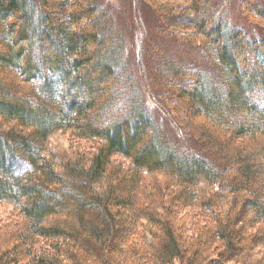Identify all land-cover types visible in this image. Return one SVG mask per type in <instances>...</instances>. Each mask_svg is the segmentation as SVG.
<instances>
[{
    "label": "trees",
    "instance_id": "16d2710c",
    "mask_svg": "<svg viewBox=\"0 0 264 264\" xmlns=\"http://www.w3.org/2000/svg\"><path fill=\"white\" fill-rule=\"evenodd\" d=\"M156 13L216 70L151 47L138 71L205 156L181 154L145 109L102 0H0V202L18 210L0 264H256L264 252V0ZM60 130L89 152L53 157Z\"/></svg>",
    "mask_w": 264,
    "mask_h": 264
},
{
    "label": "rangeland",
    "instance_id": "374dc122",
    "mask_svg": "<svg viewBox=\"0 0 264 264\" xmlns=\"http://www.w3.org/2000/svg\"><path fill=\"white\" fill-rule=\"evenodd\" d=\"M184 0H154L146 2L143 0H102L109 14L112 16L117 35L124 43L125 59L130 60L137 71V83L148 84V76L143 73L139 74V68L142 66L148 54V49L151 47H158L166 54L172 55L179 59L183 64L199 68L205 73L207 78H215L216 70L202 56H192L185 51L178 43L160 32L163 30L161 21L157 11V3L163 2H177L182 3ZM227 17L236 25L245 28L250 33L257 31L251 25H248L241 17H238L234 11V15H227ZM167 37V38H166ZM157 48V49H158ZM158 49V51H159ZM150 51V49H149ZM146 54V55H145ZM150 61V60H149ZM120 73V71H117ZM127 77H132V73L128 72ZM128 79V78H127ZM124 81L125 76H124ZM142 86V85H141ZM141 96L145 109L148 110L150 116L158 122L162 129L167 132L171 143L180 148L181 154L190 157L191 154L205 156V153L193 142L183 137L170 111L158 100H156L151 93L147 92L142 86ZM80 148H90V143L82 139L76 138L71 131H56L51 134L49 138V151L53 157L59 158L60 155L68 152H77ZM76 149V150H74ZM210 159V158H209ZM119 162H125L124 159H119ZM18 219V210L10 202H0V245L1 239L11 235L12 229L5 226L9 220ZM10 229V230H9ZM8 238V237H7ZM5 239V243L10 239ZM264 260V252L256 254V264L258 261Z\"/></svg>",
    "mask_w": 264,
    "mask_h": 264
}]
</instances>
